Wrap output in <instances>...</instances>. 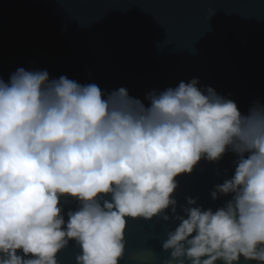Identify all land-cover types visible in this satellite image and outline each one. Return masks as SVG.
I'll return each instance as SVG.
<instances>
[{"label":"clouds","instance_id":"1","mask_svg":"<svg viewBox=\"0 0 264 264\" xmlns=\"http://www.w3.org/2000/svg\"><path fill=\"white\" fill-rule=\"evenodd\" d=\"M198 84L152 92L146 107L46 70L0 79V264H58L70 241L76 264H119L127 218L167 222L169 208L165 264H264V104L242 115ZM229 151L234 174L211 196L231 200L213 211L189 197L177 214V178ZM66 197L80 203L67 222Z\"/></svg>","mask_w":264,"mask_h":264},{"label":"water","instance_id":"2","mask_svg":"<svg viewBox=\"0 0 264 264\" xmlns=\"http://www.w3.org/2000/svg\"><path fill=\"white\" fill-rule=\"evenodd\" d=\"M19 68L95 83L106 95L123 87L146 107L150 93L197 79L247 115L264 104V0H0V79ZM236 159L229 151L178 177L177 214L189 197L205 210L225 206L231 195L211 193L234 174ZM60 207L67 222L80 203L66 197ZM165 214L167 222L127 218L119 264H165L163 241L178 226L171 208ZM79 253L70 241L58 264H76Z\"/></svg>","mask_w":264,"mask_h":264}]
</instances>
